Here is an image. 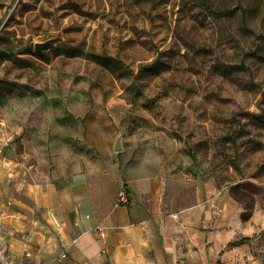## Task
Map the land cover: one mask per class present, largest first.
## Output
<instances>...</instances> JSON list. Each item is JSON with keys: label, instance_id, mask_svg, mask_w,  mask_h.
<instances>
[{"label": "rangeland", "instance_id": "rangeland-1", "mask_svg": "<svg viewBox=\"0 0 264 264\" xmlns=\"http://www.w3.org/2000/svg\"><path fill=\"white\" fill-rule=\"evenodd\" d=\"M241 4L0 0V173L64 186L111 155L184 172L264 264V0Z\"/></svg>", "mask_w": 264, "mask_h": 264}, {"label": "crops", "instance_id": "crops-1", "mask_svg": "<svg viewBox=\"0 0 264 264\" xmlns=\"http://www.w3.org/2000/svg\"><path fill=\"white\" fill-rule=\"evenodd\" d=\"M123 161L111 155L64 186L0 173V264H263L248 242L229 245L242 231L222 191L192 196L184 172Z\"/></svg>", "mask_w": 264, "mask_h": 264}, {"label": "trees", "instance_id": "trees-1", "mask_svg": "<svg viewBox=\"0 0 264 264\" xmlns=\"http://www.w3.org/2000/svg\"><path fill=\"white\" fill-rule=\"evenodd\" d=\"M238 9L241 11V13H243L245 11V8L241 4V0H237V5L234 8L223 9V10L220 11V13L231 15V14H234L236 12V10H238ZM244 28L247 29L248 31H251L250 29H248L246 27V25H244ZM149 71H155L154 64L142 66L138 70V73L149 72ZM131 88L134 89L133 86H131ZM248 241H249L248 237H242V238H240L238 240H234V241L229 242V245L247 243Z\"/></svg>", "mask_w": 264, "mask_h": 264}, {"label": "built area", "instance_id": "built-area-1", "mask_svg": "<svg viewBox=\"0 0 264 264\" xmlns=\"http://www.w3.org/2000/svg\"><path fill=\"white\" fill-rule=\"evenodd\" d=\"M119 203H128L129 201V198H128V195H127V191L124 187H121L120 190H119V193H118V200H117ZM97 230L100 234V236H104V230L102 227L100 226H97ZM73 243L75 242V240L72 241ZM101 254H104L106 252L105 249H102L101 251ZM1 256V254H0ZM67 257V252L66 251H63L60 255H59V259H65Z\"/></svg>", "mask_w": 264, "mask_h": 264}, {"label": "water", "instance_id": "water-1", "mask_svg": "<svg viewBox=\"0 0 264 264\" xmlns=\"http://www.w3.org/2000/svg\"><path fill=\"white\" fill-rule=\"evenodd\" d=\"M49 42H50V41H46V42H43V43H37V44H35L34 49H35L36 51H40V50H42L46 45H48ZM122 135H123L122 133H119V134L117 135V137L115 138V142H114V145H113L114 150L120 151V150L122 149V147H123V145H122Z\"/></svg>", "mask_w": 264, "mask_h": 264}]
</instances>
